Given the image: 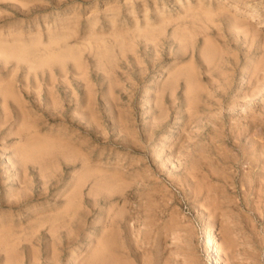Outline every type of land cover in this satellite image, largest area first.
<instances>
[{"label":"rangeland","instance_id":"rangeland-1","mask_svg":"<svg viewBox=\"0 0 264 264\" xmlns=\"http://www.w3.org/2000/svg\"><path fill=\"white\" fill-rule=\"evenodd\" d=\"M257 14L0 0V264H264Z\"/></svg>","mask_w":264,"mask_h":264},{"label":"bare ground","instance_id":"bare-ground-1","mask_svg":"<svg viewBox=\"0 0 264 264\" xmlns=\"http://www.w3.org/2000/svg\"><path fill=\"white\" fill-rule=\"evenodd\" d=\"M251 9V12H255V13H258L257 12V10H256V8L254 7V8H250ZM256 15V14H255ZM256 18H257V20H258V24H262V25H264V17L262 16V15H260V14H257V16H256ZM46 51H48V50H46ZM35 53V52H34ZM18 55V54H17ZM5 99V98H4ZM24 129V128H23ZM24 131V130H23ZM36 139H38V138H36ZM46 139V138H45ZM41 141V140H40ZM47 144V143H46ZM32 150V149H31ZM34 150V149H33ZM36 150V149H35ZM38 152V151H37ZM35 155H37V154H35ZM41 157V156H40ZM70 203V202H69ZM72 203V202H71ZM78 203V202H77ZM72 207V206H71ZM69 210V209H68ZM206 231V230H205ZM207 232H208V230L205 232L206 234H207ZM85 233V232H84ZM30 238H32V237H30ZM213 243H212V241H211V239H210V241H209V243H208V245H207V247H206V249H205V251L206 252H208L210 255H213Z\"/></svg>","mask_w":264,"mask_h":264}]
</instances>
